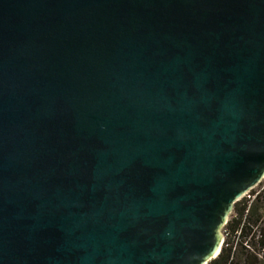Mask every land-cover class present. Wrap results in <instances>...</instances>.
I'll return each mask as SVG.
<instances>
[{
    "label": "water",
    "instance_id": "water-1",
    "mask_svg": "<svg viewBox=\"0 0 264 264\" xmlns=\"http://www.w3.org/2000/svg\"><path fill=\"white\" fill-rule=\"evenodd\" d=\"M264 179V0H0V264H208Z\"/></svg>",
    "mask_w": 264,
    "mask_h": 264
},
{
    "label": "trees",
    "instance_id": "trees-1",
    "mask_svg": "<svg viewBox=\"0 0 264 264\" xmlns=\"http://www.w3.org/2000/svg\"><path fill=\"white\" fill-rule=\"evenodd\" d=\"M225 229L229 237L208 264H264V191L238 201Z\"/></svg>",
    "mask_w": 264,
    "mask_h": 264
},
{
    "label": "built area",
    "instance_id": "built-area-1",
    "mask_svg": "<svg viewBox=\"0 0 264 264\" xmlns=\"http://www.w3.org/2000/svg\"><path fill=\"white\" fill-rule=\"evenodd\" d=\"M264 191V179L262 180V182L258 185V186H256V187H254V188H252L250 191H248L246 194H245V198L246 199H248V200H250V201H253L254 199H256V197L261 193V192H263ZM243 197V198H244ZM242 200V199H241ZM227 224V223H226ZM226 224H225V226H226ZM225 226L223 227V235H224V240H223V243H222V247L224 246V243H225V240L229 237V232H228V230L227 229H225ZM227 246V245H226Z\"/></svg>",
    "mask_w": 264,
    "mask_h": 264
},
{
    "label": "rangeland",
    "instance_id": "rangeland-1",
    "mask_svg": "<svg viewBox=\"0 0 264 264\" xmlns=\"http://www.w3.org/2000/svg\"><path fill=\"white\" fill-rule=\"evenodd\" d=\"M243 199H245V197H244V198H242V200H243ZM240 201H241V200H240ZM229 220H230V218H229Z\"/></svg>",
    "mask_w": 264,
    "mask_h": 264
}]
</instances>
